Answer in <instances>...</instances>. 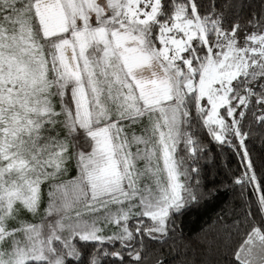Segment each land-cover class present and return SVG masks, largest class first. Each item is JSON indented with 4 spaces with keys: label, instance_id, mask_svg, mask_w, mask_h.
<instances>
[{
    "label": "snow or ice",
    "instance_id": "obj_1",
    "mask_svg": "<svg viewBox=\"0 0 264 264\" xmlns=\"http://www.w3.org/2000/svg\"><path fill=\"white\" fill-rule=\"evenodd\" d=\"M200 129L256 196L226 264H264V0H0V264H168L146 252L203 198Z\"/></svg>",
    "mask_w": 264,
    "mask_h": 264
},
{
    "label": "trees",
    "instance_id": "obj_2",
    "mask_svg": "<svg viewBox=\"0 0 264 264\" xmlns=\"http://www.w3.org/2000/svg\"><path fill=\"white\" fill-rule=\"evenodd\" d=\"M202 2L207 6L209 0ZM215 2L222 4L224 0H215ZM249 12L247 7L243 9L237 7L235 10H225V15L231 23L238 22L244 27L247 25ZM251 121L252 117L249 116L245 129L247 123ZM253 128H258V125L253 124ZM137 129L136 131L140 130ZM199 138L208 152L206 157L199 160L201 168L199 193L204 194L203 198L177 218L175 236L169 239L168 244L149 246L146 252L148 262L163 255L168 264H198L201 261L203 264H226L243 243L247 232L251 230L252 221L246 220L245 201L254 202L256 196L251 186H248L241 195L240 186L233 184V179L244 171L240 155H237V150L226 145L220 146L212 141L203 129L199 131ZM246 143L258 178L264 177V140L257 133ZM182 149L181 145L177 152L178 158L185 156ZM75 175L76 171L73 168L65 178L71 179Z\"/></svg>",
    "mask_w": 264,
    "mask_h": 264
},
{
    "label": "rangeland",
    "instance_id": "obj_3",
    "mask_svg": "<svg viewBox=\"0 0 264 264\" xmlns=\"http://www.w3.org/2000/svg\"><path fill=\"white\" fill-rule=\"evenodd\" d=\"M136 130H138V129H136ZM139 132H140V130L139 131H137V133L139 134ZM135 149H133V151H134ZM138 167H140V168H143L144 167V162L143 161H139L138 162V165H137ZM25 218L26 219H29V220H33L34 222H39V217H32L30 214H27V213H25ZM113 230H115L114 229V226H109V228L105 231V235H109V234H111V231H113Z\"/></svg>",
    "mask_w": 264,
    "mask_h": 264
}]
</instances>
